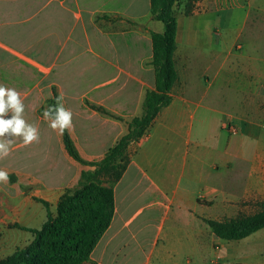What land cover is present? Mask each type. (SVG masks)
<instances>
[{"label":"crops","instance_id":"1","mask_svg":"<svg viewBox=\"0 0 264 264\" xmlns=\"http://www.w3.org/2000/svg\"><path fill=\"white\" fill-rule=\"evenodd\" d=\"M197 4L207 12L202 14L216 17L199 19L202 15L196 11L174 9L178 82L173 102L160 112L148 134L150 142L114 186V220L84 264H106L107 256V264L112 258L115 262V242H125L129 236L136 247L128 256L134 257L135 251L145 260L142 264H253L240 243L260 231L241 241H227L213 232H163L160 226L151 244L139 238L144 232L125 236L121 232L144 211L139 208L127 220L118 204V188L130 171L139 178L134 187L140 190L138 199L150 198V208L172 205L166 214L157 207L164 221L188 220L191 210L222 221L211 216L213 212L197 197L218 199L236 210L239 204L264 203V123L256 121L260 116L264 120V58L248 63L245 78L235 45L213 33L215 26L222 27L218 20L231 6L264 15V0H198ZM153 32L162 33L163 27L152 17L151 0H0V84L20 93L23 118L39 133V141L27 146L21 137H6L12 143L9 155L0 159V169L10 174V180L0 182V226L30 227L47 215L37 199L57 205L84 171L96 169L71 157L64 133L51 129L44 119L43 106L52 94L46 86L48 77L54 78L64 107L72 112L73 127L67 131L80 156L99 162L128 134L129 123L143 113L147 92L155 89ZM229 92L236 98L243 94V114L237 119L248 126L249 139L231 143L228 149H205L198 139L206 130L204 117L221 113V100ZM229 121L214 123L221 129Z\"/></svg>","mask_w":264,"mask_h":264},{"label":"trees","instance_id":"2","mask_svg":"<svg viewBox=\"0 0 264 264\" xmlns=\"http://www.w3.org/2000/svg\"><path fill=\"white\" fill-rule=\"evenodd\" d=\"M176 1L151 0L152 16L164 24V32L151 33V64L155 69V89L146 94L143 115L129 123L128 134L96 163L85 161L68 131L63 132L70 156L84 165L95 166L96 169L84 171L79 185L65 191L57 204L55 217L50 211V204L37 199L47 209V221L39 230L17 225L22 230L32 232L34 238L2 264H84L91 259L114 220L116 200L113 185L122 179L127 170L130 145L145 139L160 112L173 102L172 91L178 82L174 59L178 34V20L174 14ZM104 179H108L110 185ZM204 221L218 238L241 241L264 229V203H260L259 210L252 215L228 221Z\"/></svg>","mask_w":264,"mask_h":264},{"label":"rangeland","instance_id":"3","mask_svg":"<svg viewBox=\"0 0 264 264\" xmlns=\"http://www.w3.org/2000/svg\"><path fill=\"white\" fill-rule=\"evenodd\" d=\"M191 4L189 9V4ZM198 0L193 2V0H177L174 6V9H183L187 14L192 11H196L197 14L202 16L199 19H215V14H202L206 12L201 10V5H198ZM186 6L187 9H186ZM230 9V10H229ZM232 10V11H231ZM207 13V12H206ZM152 14V13H151ZM218 15V14H217ZM153 17V16H152ZM156 20V19H155ZM163 27L164 32V24L161 21L156 20ZM148 20L145 19L141 23L143 27L147 25ZM218 23L222 25L215 26L213 33L216 38L221 36L228 37L230 41L235 45L234 53L238 54L240 57L238 59V66L241 75H246L248 63L254 58H264V15L259 13L249 12L248 8L244 10L238 9L237 11L232 9V6L228 8L227 11L222 13V17L219 18ZM162 32V33H163ZM152 38V36H151ZM237 38V39H236ZM243 45V46H242ZM153 46V44H152ZM153 60V56H152ZM151 60V63H152ZM152 65V64H151ZM153 67V65H152ZM154 69V67H153ZM155 71V69H154ZM246 78V77H245ZM32 80L34 78L32 77ZM54 78H49L46 81V86L51 91V98H48L46 101V105L43 106V110L49 106H52L56 103V97L60 96L57 89L54 85ZM227 93V92H226ZM224 93L223 98L221 100V104L219 106V110L221 113L216 115L207 114L208 116L204 117L207 121L205 124V131L198 135L199 143L205 149L213 148L214 150H222L228 149L229 146L235 143H240L241 141L248 140L249 135L247 133L248 129L246 125L241 124L238 117L241 118L243 112V94H237L238 97H235V94L232 95L231 92L228 94ZM232 95V96H231ZM219 104V103H218ZM144 107V106H143ZM144 113V110H143ZM142 113V115H143ZM141 115V116H142ZM140 116V117H141ZM233 117V121H229L230 118ZM220 120H227L229 123H225L222 125L221 129L216 125L215 122ZM256 121L260 122V125L264 123L263 117L260 116ZM233 122V123H232ZM231 126H238L240 129L237 134H233L230 131ZM259 133V131H257ZM150 138L148 136L143 139L141 142L131 144L128 149V159L129 164L132 159H136L139 155L140 150L146 144H148ZM194 145V142H192ZM179 141L176 139L174 141L175 149L178 148ZM184 148V152L186 153V143L182 146ZM127 167V169H128ZM219 168V164L217 166ZM136 172L130 171L129 174L122 181V185L118 188V204L122 206L125 211V216L127 220L139 209L144 208V211L141 212L135 220L131 223L130 226L124 228L121 232H124L123 236L128 234V232H144L139 237L146 244H151L153 237L156 235V232L159 231V227L163 226V232H173L178 230H184L185 232H189V234L193 235L195 232H212L210 230L208 224L204 221L208 219L204 216H200L199 212H194L191 210V215L188 220H175V219H167L163 220V214L172 210V205L168 202L164 204L163 207H149V203L151 201L148 197H140L138 199L139 188H134L137 185L139 180L138 177L135 176ZM136 177V178H135ZM104 178V176L102 177ZM241 178V175L239 176ZM107 185H110V181L108 179H104ZM107 180V181H106ZM219 180V179H218ZM81 181V180H80ZM79 181V183H80ZM217 181V180H215ZM225 181V180H224ZM79 183L72 187L75 188L79 185ZM118 183L114 184L116 186ZM71 188V189H72ZM70 189V188H68ZM67 189L64 190V193ZM137 192V193H136ZM63 193V194H64ZM62 197V196H61ZM202 205H206L209 207V210L213 212L211 216H214L222 221H228L234 219L235 217L252 215L259 210V204L255 202H249L247 204H239L238 210L235 207H230V205L226 203H221V200L218 199H207L205 197H197L196 201ZM134 201V202H133ZM50 204V203H49ZM210 206H209V205ZM45 207V206H44ZM157 207L162 208L164 212H157ZM50 211L52 215L55 217L57 215V205L50 204ZM208 215V214H207ZM47 221V215L45 218L41 220H36L35 222L30 223V227H24L28 229L39 230L42 228L43 224ZM118 223H116L117 225ZM8 225V226H0V264L12 256L18 249H22L26 247L34 238V234L27 230H22L18 227ZM115 229V227H114ZM114 229L111 232H114ZM210 230V231H209ZM122 239V237H121ZM106 240V239H105ZM121 243V244H120ZM125 243H129V247L126 246ZM103 244V243H101ZM118 245V246H117ZM240 250L242 252H246L249 255H252V258L249 260L253 264H262L264 261V230L259 233L253 235L249 239H247L244 243H240ZM114 250H118L115 257V262H113V258L111 259L109 264H142L145 260L140 255H136L135 251L133 253L134 257L128 256V252L136 247L135 240L132 237H127L125 242H121V240H117L115 242ZM133 251V250H132ZM97 254V252H96ZM128 256L125 260V256ZM248 255V256H249ZM106 264L108 263V256L106 257Z\"/></svg>","mask_w":264,"mask_h":264},{"label":"clouds","instance_id":"4","mask_svg":"<svg viewBox=\"0 0 264 264\" xmlns=\"http://www.w3.org/2000/svg\"><path fill=\"white\" fill-rule=\"evenodd\" d=\"M25 106L20 99V93L14 88L0 84V159L10 152L11 139L6 137H21L25 146L39 141L36 126L29 124L23 118ZM11 112V118H5ZM44 119L49 121V127L59 130L61 134L73 127L72 112L63 105V95L56 97V103L44 109ZM10 174L0 169V182L8 183Z\"/></svg>","mask_w":264,"mask_h":264},{"label":"built area","instance_id":"5","mask_svg":"<svg viewBox=\"0 0 264 264\" xmlns=\"http://www.w3.org/2000/svg\"><path fill=\"white\" fill-rule=\"evenodd\" d=\"M240 129L238 128V126H231L230 125V131L235 135L238 133Z\"/></svg>","mask_w":264,"mask_h":264}]
</instances>
